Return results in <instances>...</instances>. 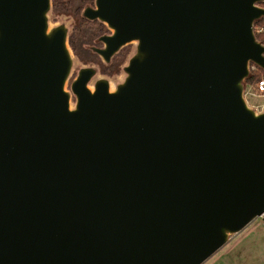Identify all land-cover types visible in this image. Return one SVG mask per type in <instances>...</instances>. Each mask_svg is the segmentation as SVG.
<instances>
[{"label": "water", "instance_id": "95a60500", "mask_svg": "<svg viewBox=\"0 0 264 264\" xmlns=\"http://www.w3.org/2000/svg\"><path fill=\"white\" fill-rule=\"evenodd\" d=\"M264 0H0V264H202L264 221Z\"/></svg>", "mask_w": 264, "mask_h": 264}, {"label": "rangeland", "instance_id": "374dc122", "mask_svg": "<svg viewBox=\"0 0 264 264\" xmlns=\"http://www.w3.org/2000/svg\"><path fill=\"white\" fill-rule=\"evenodd\" d=\"M77 39L82 44V42H87L89 37L81 34V36H77ZM126 51L127 50H124L121 55L125 54L126 56V54L128 53H126ZM79 52L80 55L76 54V56L82 63H84L81 57H85L86 59L89 57L84 50H79ZM121 61L118 60L117 62L120 63ZM91 64L98 65L99 68L105 67L103 66L104 64L102 65V62L100 63L98 61H94V63ZM249 100L250 103L253 104H258L261 102V100L256 98H252ZM202 264H264L263 219L258 218L254 222L250 223L246 228H244L237 235L233 236L231 240H229V242H227L223 247H221L216 253H214Z\"/></svg>", "mask_w": 264, "mask_h": 264}, {"label": "flooded vegetation", "instance_id": "af4514ba", "mask_svg": "<svg viewBox=\"0 0 264 264\" xmlns=\"http://www.w3.org/2000/svg\"><path fill=\"white\" fill-rule=\"evenodd\" d=\"M58 0H53V14L55 17L57 16H69L72 18L74 22V27L72 34L75 35L73 38V51L75 54L80 55L79 50H84L87 53L89 58L81 57L85 64L94 63V61H98L101 63L100 58L93 54L87 46H95L97 48H101L103 46L102 43H95V40L98 39L100 36L108 34L109 31L107 28L97 21H89L85 18L81 17V11L86 5L94 6V0H64V4L56 6L54 2L57 3ZM264 7V4H261ZM81 34L86 35L89 37L87 42H82V44L77 39V36H81ZM72 47V46H71ZM127 50L129 47L124 48L120 51L118 55H116L109 65H103L105 67H100V71L104 75L112 76L113 74L118 72V67L120 63L123 61L125 54L123 55V59L120 63H116V59L120 54Z\"/></svg>", "mask_w": 264, "mask_h": 264}, {"label": "built area", "instance_id": "2783aa9c", "mask_svg": "<svg viewBox=\"0 0 264 264\" xmlns=\"http://www.w3.org/2000/svg\"><path fill=\"white\" fill-rule=\"evenodd\" d=\"M263 32H264V28L260 26L259 23H257L255 25V33L258 36V38L259 35L262 34ZM250 69H252V73H253L252 77L254 76L255 73V74H260L261 78L259 80L253 81L252 83L247 82V86L244 91V98L250 107H254L259 112H263L264 111V74H263L264 71L254 64L250 65ZM252 98L259 99L261 100V102L258 104L250 103L249 99Z\"/></svg>", "mask_w": 264, "mask_h": 264}, {"label": "trees", "instance_id": "16d2710c", "mask_svg": "<svg viewBox=\"0 0 264 264\" xmlns=\"http://www.w3.org/2000/svg\"><path fill=\"white\" fill-rule=\"evenodd\" d=\"M55 4H56V6H59V5H62V4H64V0H58L57 1V3L56 2H54ZM259 25L260 26H262L263 28H264V20L263 21H261V22H259ZM73 38H75V35L74 34H71L70 35V38H69V44H70V46H72L71 47V49L73 48V44H72V42H73ZM259 39L264 43V32L262 33V34H260L259 35ZM73 50V49H72ZM74 52V51H73ZM123 59V55H119L118 56V58L116 59V63H118L117 61L119 60V61H121ZM263 74H264V72H263ZM261 78V75L260 74H255L254 73V76L252 77V79H249L248 80V83H252L253 81H255V80H259Z\"/></svg>", "mask_w": 264, "mask_h": 264}]
</instances>
